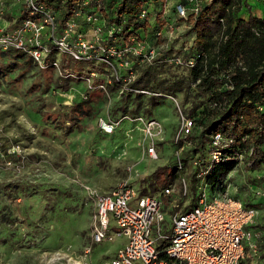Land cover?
Returning a JSON list of instances; mask_svg holds the SVG:
<instances>
[{"label":"rangeland","instance_id":"obj_1","mask_svg":"<svg viewBox=\"0 0 264 264\" xmlns=\"http://www.w3.org/2000/svg\"><path fill=\"white\" fill-rule=\"evenodd\" d=\"M177 1L169 0L167 3L169 19L176 26L166 34L168 45L169 42L173 43L174 49H179L189 39L185 35L186 22L177 19L172 8ZM21 2L6 0L0 22L11 21L13 17H9L10 13H15ZM252 3L253 11L264 16V0H253ZM160 4L154 6L155 12L159 11ZM241 14H245V9ZM164 44V41L161 42L159 47ZM26 58L27 55L18 58L21 64L8 72L5 80L0 79V128L10 137L21 138L20 124L23 131L30 135L19 140V145L8 147L10 153L17 155L16 161L6 160L0 154V264H67L73 260L81 261L80 264H86V261L89 264H102L122 245L124 237L114 236L101 242H91L89 225L92 207L87 187L107 191L123 180L136 183L138 177L150 173L157 165L173 163L176 150L180 154L188 151L193 141L185 138L176 144L173 135L180 123V110L183 107L189 109L191 98L184 103L182 93L177 92L173 94L179 103L176 104L171 97L158 96L153 105L145 108L149 93L121 91L117 85L116 88H109L107 79L111 77L112 68L104 66L91 75L93 83H105L107 91L100 90L96 83L85 103L86 108L93 107V110L81 116L67 131L60 123L61 127L54 126L53 122L46 120L38 107L48 113L56 109L67 110L65 106L71 102H67L65 93L72 95V99H80L87 90L86 76L88 71L91 72L89 64H78L81 73L69 77L80 81L57 93L52 88L58 79L57 69H40L32 65L24 77L16 76ZM175 70L167 64L161 66L158 62L156 65L159 78L171 75ZM119 71L124 73V67H120ZM33 82L39 85L33 86ZM45 86L50 87L42 91ZM136 94L138 98H134ZM121 96L126 98L125 109H118L110 116ZM148 111L162 125L161 133L154 139L155 158L147 154L142 124L135 118L137 115H150L146 114ZM100 115L111 118L118 116L121 120L114 131L106 133L97 124ZM13 148L16 152L11 151ZM249 152H243L235 168L227 174L223 189L217 188L213 192L207 186L205 190L208 198L220 192L235 195L245 202L258 203L256 218L264 222V161L255 169L248 157ZM33 153L37 155L30 156ZM192 163L188 159L186 168L175 169L174 178L168 183L174 189L165 211L166 220L170 219L168 209L173 203L185 207L193 194L202 188L204 180L200 179L195 188L190 182ZM182 175H185L188 183L186 196L180 194ZM8 182L16 187L15 191L5 188L4 184ZM162 187L164 185L160 184L159 190L153 194H161ZM163 197L166 200V196ZM110 226L109 232L113 233L117 229L115 223L112 222ZM87 245H91V249L90 253L85 254ZM246 263L264 264V250H257Z\"/></svg>","mask_w":264,"mask_h":264},{"label":"trees","instance_id":"obj_2","mask_svg":"<svg viewBox=\"0 0 264 264\" xmlns=\"http://www.w3.org/2000/svg\"><path fill=\"white\" fill-rule=\"evenodd\" d=\"M35 1L55 13L58 28H61L65 21L75 14L82 0ZM103 3L101 10L104 24L118 26V34H121L125 40H128L131 34H136L141 40L150 43L157 44L168 41L165 35L157 36V31L163 29L166 23L171 22L170 13H162V0H103ZM157 4L161 6L159 11L155 12L154 6ZM148 5L152 6L154 12L139 18L141 9ZM18 8L15 13L11 12L9 15V17L15 18L13 24H17L22 18L29 16L24 3L21 2ZM172 8L175 12L174 5ZM243 9H245L244 15L241 14ZM175 14L177 19L187 24L185 35L189 37L188 41L179 49H174L173 43L169 42L161 56L155 61L134 62L133 65L137 67L138 71L129 82V86L146 89L150 92L145 108L153 105L158 100V96H164L153 93L162 92L161 90H163L162 93L171 95L181 92L185 100L184 103L191 98L192 103L189 109L183 107L185 110L183 111L180 108L185 115L193 119L192 130L186 137L193 141V146L181 154V161L183 167L186 168L188 159H191V162L198 159L197 164L192 163L190 182L195 188L199 180L202 179L206 187L208 186L214 192L217 188L219 190L224 188V179L238 163V159L235 157H222L217 161L210 159L211 140L216 132H220L226 141L223 146L224 153L230 155L234 150L244 153L250 151L248 157L253 162L255 169L259 168L264 161V16L255 13L248 0H200L197 13H188L185 19L178 16L176 12ZM81 28L86 29V25L81 23ZM103 43L109 45L110 38H104ZM174 54H181L184 59L193 58L194 63L180 65L164 59ZM24 55H27V58L23 60L22 70L16 75L19 77H24L30 66H38V64L22 50L0 48V79L5 80L6 74L21 64L17 59ZM52 57L53 55H50L47 61ZM59 59L62 69L70 67L78 74L81 73L80 66H78L81 62L89 64V69L96 71L106 66L103 61L71 59L63 54L59 55ZM158 62L161 66L167 64L176 68L175 73L166 77H157L156 65ZM38 67L40 69H55L49 64L45 67ZM78 81L80 80L58 72L57 82L52 88L58 93V91H63L62 89L67 90L71 84ZM34 85L39 84L33 82ZM116 85L119 87V83L116 81L108 83V87L111 89L116 88ZM49 87H43L42 91ZM93 90L88 91L85 97L72 99L71 103L65 106L67 107L65 111L56 109L48 113L39 107L38 110L46 120L49 119L53 122L54 126L61 127L62 125L68 131L72 128L73 123L82 118L81 116L93 110V107H85ZM127 91L130 92V90ZM134 93L140 94V91ZM138 94L134 98H138ZM128 97L129 95L126 96V98ZM126 98L121 96L117 99L110 116L118 109H125L123 106ZM146 114H150L149 111ZM148 116H153V114ZM112 118H118V116ZM18 127L23 136L21 138L10 137L0 128V154L6 160L16 161L15 156L17 157V155L10 153L8 147L19 145V140L30 136L28 132L23 131L22 125L18 124ZM256 154L259 156L255 157ZM33 155L37 154L33 153L30 156ZM172 162L157 165L150 173L138 177L136 184L140 193L153 194L159 190L160 184H163L164 187L168 185L170 179L174 178V170H178L176 157ZM200 170L204 173L198 176L197 173ZM4 185L11 192L16 190V187L10 182ZM172 195L173 193L163 195L166 196V200L163 199L164 209L168 207ZM163 196L161 197L164 198ZM233 197L237 198L235 195ZM196 200L197 195L194 193L184 208L191 207L196 203ZM242 202L245 206L258 208L256 202ZM168 211L171 209L169 208ZM256 216L257 214L251 228L257 233L255 239L257 250L262 251L264 250V222L258 221Z\"/></svg>","mask_w":264,"mask_h":264},{"label":"built area","instance_id":"obj_3","mask_svg":"<svg viewBox=\"0 0 264 264\" xmlns=\"http://www.w3.org/2000/svg\"><path fill=\"white\" fill-rule=\"evenodd\" d=\"M162 13L168 11L169 0H162ZM29 16L13 24L0 22V48H15L28 54L40 67L47 64L53 66L65 76H76L78 73L70 68H61L59 55L84 61H103L112 68L111 77L107 83L118 82L122 90L147 92L146 89L130 87L129 82L136 76L137 67L134 62H152L161 56L168 46L160 43H150L141 40L138 35L131 34L128 40L118 34L119 27L115 24H104L102 7L103 0H82L75 14L68 18L61 28H58L55 13L35 0H22ZM200 0H178L174 4L178 16L187 17L188 13H197ZM6 0H0V19L4 15ZM152 6L143 7L139 18L153 13ZM81 23L86 29L81 28ZM171 22L157 31V36H167L166 33L175 28ZM171 33V32H170ZM104 38H110L111 43H103ZM53 57L47 61L48 57ZM130 55L131 57H129ZM164 57V56H163ZM164 59L180 65H191L193 58L184 59L181 54L167 56ZM124 67L125 72L119 71ZM96 70L87 72V91L93 89L92 75ZM97 73V71H96ZM92 74V75H91ZM97 87L107 91L106 84L99 82ZM154 94L171 97L162 92ZM67 95L71 102L72 95ZM142 124L144 139H146L147 154L157 157L154 139L162 131L160 121L154 116L137 115ZM121 118H111L100 115L97 119L99 128L106 133L114 131ZM180 123L173 135L174 143H179L187 137L193 126V119L180 110ZM226 141L220 132H216L211 140L209 156L217 161L222 157L240 159L243 152L234 150L230 155L224 153ZM16 146V145H15ZM11 151L16 152L15 148ZM178 170L183 169L181 154L176 150ZM234 158V159H235ZM198 159L193 160L197 164ZM131 170V167H128ZM204 172L199 171L198 176ZM137 175V173H135ZM180 194L186 196L187 181L185 175L180 176ZM203 183L197 192V200L189 208L173 203L170 207V219L166 220L164 201L161 196L173 193L174 186L167 185L161 194H141L136 183L123 180L107 191H99L87 187V195L91 201L90 239L92 243L123 236L124 241L115 253L106 258L102 264H244L250 256L257 252L256 231L251 228L258 210L254 206H245L241 199L225 193L217 192L208 198ZM216 192V191H214ZM114 222L117 229L109 232L110 224ZM91 245L85 247V254L90 253ZM81 261H69L67 264H80ZM86 264H89L86 261Z\"/></svg>","mask_w":264,"mask_h":264},{"label":"crops","instance_id":"obj_4","mask_svg":"<svg viewBox=\"0 0 264 264\" xmlns=\"http://www.w3.org/2000/svg\"><path fill=\"white\" fill-rule=\"evenodd\" d=\"M251 4H253L252 2H253V0H248ZM255 12V11H254Z\"/></svg>","mask_w":264,"mask_h":264}]
</instances>
